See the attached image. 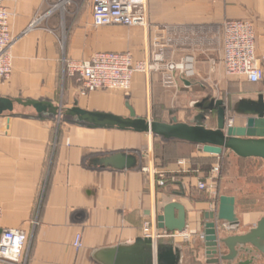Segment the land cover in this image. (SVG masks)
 Segmentation results:
<instances>
[{
  "label": "crops",
  "instance_id": "obj_1",
  "mask_svg": "<svg viewBox=\"0 0 264 264\" xmlns=\"http://www.w3.org/2000/svg\"><path fill=\"white\" fill-rule=\"evenodd\" d=\"M4 1L13 13L14 35L35 18L46 17L16 43L13 73L9 79L0 75V97L43 101L56 110L40 114L34 107L16 102L13 111L0 115V238L7 228L25 230L29 235V264H117L111 252L141 240L146 219L155 217L158 223L157 217L169 207L178 220L183 207L185 229L177 231L176 238L158 241L179 247L181 264H217L214 259L219 254L227 259H220L218 264H264V252L255 247L245 253L238 245L237 256L229 258L231 251L225 243L220 242L219 254L210 255L206 241L201 239L210 221L207 216L217 213L221 195L236 198L238 222L215 220L219 239L248 233L264 217L259 202L242 205L240 196L226 186V175L219 178L213 172V166L224 156L238 162L264 159L241 158L229 150L211 154L194 141L97 124L73 112L79 108L130 118L132 107L137 118L166 124H175L176 118L178 123L193 125L200 111L198 102L209 96L223 99L217 94L226 80L217 37L218 27L227 19L253 22L256 53L263 69L260 82L264 84V0H147V28L96 26L91 0ZM163 25L175 30L178 37L167 47L168 59L186 65L182 75L175 71L179 76L176 85L164 84L165 71L151 75L138 72L128 91L83 93L77 79L67 76L64 57L90 59L100 51H130L136 59L146 58L155 48V39L168 35L158 29ZM229 81L259 83L241 77ZM224 86L227 91L230 85L225 81ZM260 92L264 93V88ZM228 95V107L243 97H257L233 96L232 91ZM18 106L33 111L18 112ZM230 113L234 126L246 125V116ZM56 116L61 117L60 124L55 123ZM216 126L213 113L206 127ZM155 143L169 148L166 162L150 151H154ZM120 155H132L136 165L126 166L128 160L122 161ZM153 158L166 173L165 186L142 171ZM208 159H212L209 165L202 162ZM212 175L216 182L210 179ZM200 181L207 182L208 188L200 189ZM77 235L82 237L80 248L74 244ZM154 260L156 263V256Z\"/></svg>",
  "mask_w": 264,
  "mask_h": 264
},
{
  "label": "built area",
  "instance_id": "obj_2",
  "mask_svg": "<svg viewBox=\"0 0 264 264\" xmlns=\"http://www.w3.org/2000/svg\"><path fill=\"white\" fill-rule=\"evenodd\" d=\"M93 22L96 26L141 25L149 27V8L147 0H91ZM12 11L4 0H0V75L9 79L13 73L14 47L29 32L37 28L46 15L35 18L19 35L12 32ZM218 43L222 46V64L227 77L245 78L251 83L263 79V69L256 53V35L254 24L250 19H227L219 27ZM168 35L155 39V48L144 59H136L130 51H100L90 59L63 58L66 72L75 77L81 85L83 93L101 89L129 90L136 73L151 75L165 71L163 80L167 86H174L179 76L186 69L184 62L173 63L167 59V47L178 41L176 31L169 26H158ZM227 110L226 125H233V117ZM142 171L150 175L153 182L160 186L166 184V173L158 165L144 166ZM213 172H219V165L213 166ZM211 180L215 182L216 176ZM215 179V180H214ZM200 189H207L205 181L199 182ZM2 211L0 209V217ZM177 231H169L158 226L155 217L143 222V238L150 239L157 245L162 239L178 237ZM189 237V234L187 235ZM206 241V234H201ZM75 246L82 247V237L77 235ZM30 244L28 233L21 228H7L0 238V261L8 264H29Z\"/></svg>",
  "mask_w": 264,
  "mask_h": 264
},
{
  "label": "water",
  "instance_id": "obj_3",
  "mask_svg": "<svg viewBox=\"0 0 264 264\" xmlns=\"http://www.w3.org/2000/svg\"><path fill=\"white\" fill-rule=\"evenodd\" d=\"M206 101H208L206 103ZM24 106H32L38 113H43L49 109L55 111L56 108L51 103L36 100H12L0 97V115L6 111H13L15 103ZM129 106V105H128ZM200 111L195 115L193 125L178 123L166 124L158 121H151L137 118L132 107L130 108V118L121 116L90 112L75 108L73 112L85 117L87 120L97 124H109L121 128H132L147 131L151 134H160L167 138H182L194 141L203 145V150L207 153L221 155L225 150L232 151L241 158L259 157L264 159V93H259L256 98L243 97L232 107H228L224 99L207 97L196 104ZM227 110L235 114L247 117L245 126H227ZM216 114V128L206 127L209 118ZM122 161L127 159L128 167L136 165V159L132 155L118 157ZM120 161V162H122ZM121 166L123 163H120ZM176 206L172 205L171 207ZM181 218L175 220L170 213V208L165 214L157 217L160 228L169 231H183L187 224V216L183 209ZM210 221L205 225L206 246L210 255L219 254V244L223 242L231 251L229 258L237 256L240 248L245 246L255 247L264 252V217L248 233L231 235L226 239H219L216 221L224 224H236V198L230 195H221L217 213L212 212L207 216ZM216 220V221H215ZM111 259L115 258L117 264H181V249L173 243H164L154 246L150 239L141 238L135 245L127 249H117L111 252ZM156 256V263L155 258ZM220 259H227L225 255H220L214 259L219 263Z\"/></svg>",
  "mask_w": 264,
  "mask_h": 264
},
{
  "label": "rangeland",
  "instance_id": "obj_4",
  "mask_svg": "<svg viewBox=\"0 0 264 264\" xmlns=\"http://www.w3.org/2000/svg\"><path fill=\"white\" fill-rule=\"evenodd\" d=\"M170 36H172L173 38H178L174 35H170ZM168 60L173 63H181V62H175L170 59ZM62 62H63V59H62ZM68 75L69 74L67 73V76ZM225 77H226L225 81H227V84H229L231 87L229 86V89L227 88V91H226V88L224 86V82H225L224 81L221 83L219 87V91H217V94L219 96H222L224 100H226V98L228 99V97L230 96L228 95V91L230 92L232 91L233 96L234 95L243 96L247 94L258 96L257 94L259 90L264 88V84H262V82H259L258 84H255V85H250V84L244 85L243 83L239 85L236 82L229 81L230 78L232 77H227V76ZM125 91H128V90H125ZM229 100L231 101V99ZM17 111L23 112V113H29V112H32L33 110L31 108H22L18 106ZM55 123L60 124L61 117L56 116ZM150 151L152 152L154 156V151L151 149ZM151 162L157 165L155 158H153V160L151 159ZM215 165H219V172L217 173L218 177L220 178L222 174L226 175L225 176V180H227L226 186L231 188L232 193L238 194L240 196L239 199L242 205H246V206L252 205L253 206V204L255 205L257 204V202H259L260 207L264 210V161L252 160L249 162H238L236 159H229L228 157L224 156V157H221L220 160ZM252 250H253L252 246H245V248H243L242 251L246 253V252H252Z\"/></svg>",
  "mask_w": 264,
  "mask_h": 264
},
{
  "label": "trees",
  "instance_id": "obj_5",
  "mask_svg": "<svg viewBox=\"0 0 264 264\" xmlns=\"http://www.w3.org/2000/svg\"><path fill=\"white\" fill-rule=\"evenodd\" d=\"M154 151H155L154 153H155V155L157 157L161 158L163 162H166L167 156H168V152H169V148L167 146L161 145L160 143H155V145H154ZM194 161H196V159H194ZM202 162H205L207 165H209L208 163H211L212 162V159L211 160L208 159V161L207 160H204ZM240 162H242V160Z\"/></svg>",
  "mask_w": 264,
  "mask_h": 264
}]
</instances>
